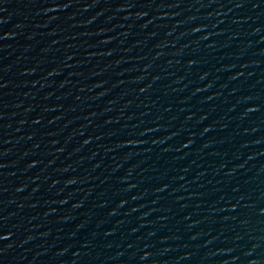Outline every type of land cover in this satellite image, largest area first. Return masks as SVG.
<instances>
[{
  "label": "water",
  "instance_id": "obj_1",
  "mask_svg": "<svg viewBox=\"0 0 264 264\" xmlns=\"http://www.w3.org/2000/svg\"><path fill=\"white\" fill-rule=\"evenodd\" d=\"M0 264H264V0H0Z\"/></svg>",
  "mask_w": 264,
  "mask_h": 264
}]
</instances>
